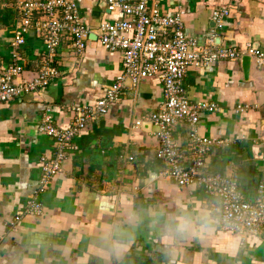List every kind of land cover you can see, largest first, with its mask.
<instances>
[{
	"label": "crops",
	"instance_id": "crops-1",
	"mask_svg": "<svg viewBox=\"0 0 264 264\" xmlns=\"http://www.w3.org/2000/svg\"><path fill=\"white\" fill-rule=\"evenodd\" d=\"M15 1L0 0V73L17 52L23 70L15 85L21 86L38 75L44 46L30 30L25 45L13 47ZM77 2L92 32L123 18L109 13L105 0ZM157 2L168 15L183 13L185 34L198 46L216 35L218 46L251 45L264 52V0ZM224 10V26L217 29L211 14ZM94 38L82 54H73L65 37L55 56L58 76L43 89L22 91L0 104V264H264V231L242 240L222 230L212 211L216 200L164 175L168 168L156 158V130L140 126L163 101L156 78L136 86L124 82L120 98L74 139L61 172L38 195L42 213L10 226L39 189L40 161L52 157V140L38 131L41 117L48 113L59 128H67L73 108L93 107L122 74L120 54L104 50ZM184 88L190 103L217 107L200 115L199 134L230 142L211 150L206 170L236 176L238 191L252 200L264 183L263 71L251 62L245 79L241 58L219 61L189 68ZM186 132L181 125L172 133L188 157ZM181 219L189 224L182 231L177 230Z\"/></svg>",
	"mask_w": 264,
	"mask_h": 264
},
{
	"label": "built area",
	"instance_id": "built-area-1",
	"mask_svg": "<svg viewBox=\"0 0 264 264\" xmlns=\"http://www.w3.org/2000/svg\"><path fill=\"white\" fill-rule=\"evenodd\" d=\"M109 13L120 14L121 20L105 21L97 31H90L78 13L77 0H16L17 24L13 47L25 45L26 35L34 30L41 36L44 53L38 75L21 86L15 80L23 68L17 52L0 73V104L13 100L22 91H34L48 86L58 76L55 56L62 40L67 37L73 54H82L91 36L108 52H118L122 74L117 77L93 107L76 106L70 125L59 128L50 114H44L38 131L52 140V157L40 161L39 189L30 195L22 210L13 218L11 227L26 216L42 213L38 195L51 178L61 172L67 154L74 150V139L100 116L107 114L110 106L122 95L128 79L136 86L145 79L156 78L162 84L163 101L149 121L155 128L158 141L156 158L167 166L164 173L177 186L194 187L205 196L216 200L212 211L218 215L219 227L244 239L264 231V183L256 187L252 200L238 191L237 177L224 176L206 170L205 158L214 148L229 146V141L211 139L199 134L201 114L217 111L214 104L205 101L190 103L184 81L189 68L206 67L219 61L233 62L248 56L257 70L264 73V52L251 45L244 50L218 46L215 36L198 46L184 31L183 13L168 15L162 12L157 0H105ZM227 11H214L211 19L217 29H222ZM243 111V108H239ZM140 123H137L139 125ZM187 127L190 153L185 157L173 130Z\"/></svg>",
	"mask_w": 264,
	"mask_h": 264
},
{
	"label": "water",
	"instance_id": "water-1",
	"mask_svg": "<svg viewBox=\"0 0 264 264\" xmlns=\"http://www.w3.org/2000/svg\"><path fill=\"white\" fill-rule=\"evenodd\" d=\"M95 39V38H94ZM220 39L217 37L215 39V42L217 45H219ZM250 65H251V60L248 56H242L241 57V66H242V70H243V73H244V78L247 79L248 78V75H249V71H250ZM125 85L127 86H130L131 85V81L130 80H126L125 81ZM141 128L142 129H145V130H149L150 127H152V123L151 122H142L140 124Z\"/></svg>",
	"mask_w": 264,
	"mask_h": 264
},
{
	"label": "clouds",
	"instance_id": "clouds-1",
	"mask_svg": "<svg viewBox=\"0 0 264 264\" xmlns=\"http://www.w3.org/2000/svg\"><path fill=\"white\" fill-rule=\"evenodd\" d=\"M189 227L188 221L185 219H181L180 222L177 225V230H185Z\"/></svg>",
	"mask_w": 264,
	"mask_h": 264
}]
</instances>
